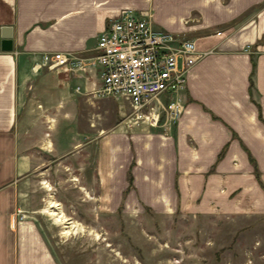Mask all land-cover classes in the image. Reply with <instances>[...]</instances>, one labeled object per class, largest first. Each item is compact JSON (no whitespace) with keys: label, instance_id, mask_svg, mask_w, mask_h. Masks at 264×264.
I'll return each instance as SVG.
<instances>
[{"label":"crops","instance_id":"crops-1","mask_svg":"<svg viewBox=\"0 0 264 264\" xmlns=\"http://www.w3.org/2000/svg\"><path fill=\"white\" fill-rule=\"evenodd\" d=\"M262 1L0 0V264H59L40 225L17 207V183L43 163L42 152H72L45 143L46 130L52 140L74 124L77 104H87L90 114V104L103 98L88 93L99 84L95 72L74 76L44 66L33 73L31 66L43 52H92L123 8L150 12L154 27L208 52L189 68L182 90L156 99L164 119L155 125L111 126L98 110L93 126L87 115L84 131H68L73 149L93 154L87 191L94 190L96 209L264 214V5L256 7ZM3 26L10 27L11 50L1 49ZM174 96L183 110L171 120L166 106ZM76 133L88 135L86 142L76 143Z\"/></svg>","mask_w":264,"mask_h":264},{"label":"rangeland","instance_id":"rangeland-1","mask_svg":"<svg viewBox=\"0 0 264 264\" xmlns=\"http://www.w3.org/2000/svg\"><path fill=\"white\" fill-rule=\"evenodd\" d=\"M90 106L88 114L87 104H77L74 124L62 130L65 134L54 131L51 140L45 132V143L54 140L72 152H42L43 163L17 183V207L40 225L59 264H264V214H100L94 190L87 191V179L94 175L93 154L73 149L67 133L84 131L87 115L93 126L98 110L105 112L101 118L108 125L124 123L131 107L120 96H105ZM158 118L164 119V111ZM87 137L76 133L72 139L85 143ZM51 209L61 211L64 220L49 214ZM17 217L23 218L20 213Z\"/></svg>","mask_w":264,"mask_h":264},{"label":"built area","instance_id":"built-area-1","mask_svg":"<svg viewBox=\"0 0 264 264\" xmlns=\"http://www.w3.org/2000/svg\"><path fill=\"white\" fill-rule=\"evenodd\" d=\"M207 52L198 50L194 39L154 27L150 12L123 8L99 32L92 52H43L31 69L37 72L44 66H62L74 76L95 72L99 84L89 94L128 100L131 111L124 118L128 126L155 125L156 99L164 92L174 95L182 90L189 68ZM182 110V101L176 96L166 106L171 120ZM18 213L24 216L20 210Z\"/></svg>","mask_w":264,"mask_h":264},{"label":"water","instance_id":"water-1","mask_svg":"<svg viewBox=\"0 0 264 264\" xmlns=\"http://www.w3.org/2000/svg\"><path fill=\"white\" fill-rule=\"evenodd\" d=\"M13 47L10 27H2V40H1V49L2 50H11Z\"/></svg>","mask_w":264,"mask_h":264},{"label":"trees","instance_id":"trees-1","mask_svg":"<svg viewBox=\"0 0 264 264\" xmlns=\"http://www.w3.org/2000/svg\"><path fill=\"white\" fill-rule=\"evenodd\" d=\"M262 5H264V1L260 2L256 7L258 8V7L262 6ZM251 61H252V69H251L250 76H249V82H250L249 89H250V92L252 94V87H253V79H252V76H253L254 68H255V59H254L253 55H251ZM250 159H251L252 162H254V159L252 157H250ZM128 179H129V183L131 185V175H130V173L128 175ZM260 185L264 189V185L261 182H260Z\"/></svg>","mask_w":264,"mask_h":264},{"label":"bare ground","instance_id":"bare-ground-1","mask_svg":"<svg viewBox=\"0 0 264 264\" xmlns=\"http://www.w3.org/2000/svg\"><path fill=\"white\" fill-rule=\"evenodd\" d=\"M52 206H53V207H57L58 205L53 204ZM48 213L51 214V215H53V216H55V217L57 218L58 221H62V220H64V219H63L64 216H63V213H62L61 211L59 212V211H55V210H52V209H51V210H48Z\"/></svg>","mask_w":264,"mask_h":264}]
</instances>
